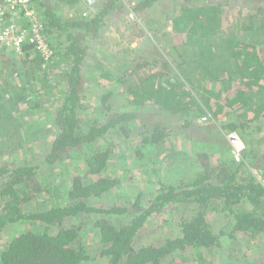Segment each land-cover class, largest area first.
Here are the masks:
<instances>
[{
	"label": "trees",
	"instance_id": "16d2710c",
	"mask_svg": "<svg viewBox=\"0 0 264 264\" xmlns=\"http://www.w3.org/2000/svg\"><path fill=\"white\" fill-rule=\"evenodd\" d=\"M32 1L44 11L53 56L46 62L34 45L25 43L16 59L21 61V71L13 69L12 73L40 92L59 68L57 78L65 90L48 123L52 138L45 144L49 149L44 156L37 163H0V264H169L171 257L186 256L189 264H210L209 253L226 248L235 251L238 239L255 244L261 252L259 264H264V183L248 165L260 158L264 162V0H251L256 11L245 14L248 17L241 15L230 27L224 23L228 0L136 2L132 16L143 22L159 1L172 4L168 35L179 46L168 55L152 46L135 59L133 69L118 76L104 74L108 86L97 108L98 117L86 113L83 70L106 19L126 9L123 0H104L96 15L77 19L60 18L46 1ZM57 40L61 45L54 47ZM14 61L6 59L1 73ZM132 80L134 85H130ZM111 84L124 88L123 95L134 107L149 104L169 117L179 116L183 132L193 127L216 131L219 136L214 143L222 148L226 145L219 141L221 132L237 133L248 148L243 161L238 163L223 153L215 161L212 147L190 152L178 149L170 118L143 122L140 131L137 112L114 108ZM5 108L1 105L0 157L10 159L9 146L20 150L25 134L11 128L23 123ZM205 116H210V125L199 120H206ZM119 133L124 143H133L134 157L172 165L168 170H145L147 176L157 177L156 184L145 179L153 188L148 195L141 189L130 192L122 177L111 173L112 152L119 147L100 143L115 140ZM72 159L78 160L85 173L75 175L59 195H52L54 184L43 177V168L53 169ZM115 192L119 202L100 203ZM51 195L59 202L39 205L48 196L54 201ZM177 207H184L187 215L178 221L176 234L158 233L141 241V233L153 219ZM213 213L231 220L228 231H216L210 218ZM86 231L91 232V245L86 244Z\"/></svg>",
	"mask_w": 264,
	"mask_h": 264
},
{
	"label": "rangeland",
	"instance_id": "374dc122",
	"mask_svg": "<svg viewBox=\"0 0 264 264\" xmlns=\"http://www.w3.org/2000/svg\"><path fill=\"white\" fill-rule=\"evenodd\" d=\"M44 1H46V4L50 5L58 17L63 19H77L83 17L82 15L86 12H88L89 17L96 15L102 8L104 0H95L96 3L93 9H89L82 0H79L75 5L58 3L56 0ZM138 1L139 0H123L126 9L120 12L117 11L106 19L107 25L101 33V37L96 39L91 45L90 55L85 62L83 70L87 78V98L84 105L87 107L86 113L91 117H98L99 113L97 108L100 107L103 95L107 90L108 81L103 78L104 74L118 76L133 69L137 62L135 59L137 58L139 60V56L152 46L158 47L167 55L169 52L174 53L175 47L179 46H176V39L174 36L168 35L171 22L168 23L169 19H167V15L169 13L168 10H171L169 8L172 7V4L159 1L152 10H149L151 17L146 16V21L143 22L139 17L133 18L132 16V9ZM227 2L228 5L224 8V23L227 27H230L241 15L246 16L245 14H252L256 11L255 4H253L251 0H228ZM33 5L37 11L40 12L42 19H44V11L39 7L38 2L33 1ZM133 19H135V21ZM60 45L61 41L57 40L53 46ZM19 57L20 54L16 48L0 50V109L1 105L3 108L5 106V109L13 112L12 115L15 120L19 119L20 122L23 123L20 127L13 125L11 128H14L16 133L19 132V130L21 132L23 131L25 134L23 140L25 141L21 144L20 150L15 146H9L10 148H8V151L11 154L13 153V158L11 157L9 159L8 156L5 159H1L0 157V163H10L9 161L13 160L17 162L27 160L32 163H37L38 160L44 156L49 149L45 144L49 143V140L52 138V134L50 133V128L52 126L48 123L51 121L53 109L59 104L61 94L65 90L64 84L59 82L57 78L60 75L59 68H56L54 70L55 72H52V75L49 77L50 83L44 85V90L37 92V89L31 88L28 85L25 86V79L19 76L20 74L12 73L13 69L21 71L19 67L21 61L16 60ZM6 59L15 61L14 64H10V69H8V71H3L4 73L2 74L1 70L2 67L5 66ZM12 74H14V77ZM134 80L136 81V76ZM130 85H134L133 80L130 82ZM109 87L114 88L115 97L111 103L116 110L134 111L140 115V124H138L140 131H143L141 127L143 122L149 124V122L157 119L159 120L161 117H164V119L170 118L171 127H173L177 133L175 140L173 138L172 140L176 141V147L178 149L190 152L194 150L210 149L212 147L215 161L218 160L222 153L234 159L232 146L227 139L228 134L231 132H221L223 138H221L222 140L219 139V141L226 145L222 148V145H216L214 143L215 139L217 140L219 136L216 131L207 127L202 130L193 127L195 129H189L190 132H183L179 130V119L182 121V118L179 116L169 117V113L163 114L158 108L149 104L145 107H134L135 104H130L126 96L123 95L122 90L124 88H116V86L114 87L113 85ZM19 97H23L25 100L19 101ZM38 103L39 106L36 107L35 105ZM205 117L206 120H202V117L199 118V120L206 125H210V116ZM195 122H198V119H196ZM13 123L16 124L18 122L14 121ZM123 141L124 138L119 133L115 140L100 143L101 145L106 144V147L114 143L119 147L118 150L112 152V160L110 162L111 173L120 175L126 185L125 188H131L130 192H138L139 189H141L145 190V194L148 195L153 191V188L145 179L149 178L153 184H156L157 177L155 175L152 177L147 176L145 170L151 169L150 172H152V169L156 170L157 168L168 170L172 165L168 161H161L159 165H155V163L151 161V158H136L133 154L132 145H130L133 143L128 144ZM134 145L136 146L137 144L134 143ZM247 149L246 146L240 162L243 161L244 153ZM77 159L67 161L53 169L43 168V177L46 178L51 185L54 184V186H52V195L57 196V193L59 195L61 192L60 190L67 187L75 175L85 173L83 166L78 164ZM248 165L257 178L264 183V162L262 159L253 160L252 163L248 162ZM122 193L126 195L128 192L122 190ZM52 195L51 198L54 199V201H51L50 196H48L39 201V205L52 206L58 203V199ZM119 200V194L115 192L106 197L103 201H100V203L103 205H105V203L112 204L119 202ZM186 215L187 210L184 207H177L167 211L164 215L156 217L150 222L145 231L141 233V241H147L151 239V236H157L158 233L169 235L176 234L179 231L178 221L182 216ZM210 218L217 232L222 229L228 231L231 227V220L224 214L213 213ZM85 233H87L85 234L87 236L86 244L91 245L93 243H91V241H93L92 235L90 234L91 232L86 231ZM235 247V251L226 248L224 250L219 249L209 253L207 257L210 264H242V262L246 264L245 259H247L248 262L253 261V264H259L261 262V252L257 249L255 244L247 243L246 241L241 242L240 239H238ZM189 260L190 258L188 256L183 259L171 257L169 259V264H189Z\"/></svg>",
	"mask_w": 264,
	"mask_h": 264
},
{
	"label": "built area",
	"instance_id": "2783aa9c",
	"mask_svg": "<svg viewBox=\"0 0 264 264\" xmlns=\"http://www.w3.org/2000/svg\"><path fill=\"white\" fill-rule=\"evenodd\" d=\"M82 1L89 9H93L96 3L95 0ZM84 15L87 16L88 12ZM29 42L44 61L51 60L53 50L50 49L42 16L33 1L0 0V50L16 48L20 54L22 46ZM227 139L235 161L240 162L246 149L244 141L235 132L229 133Z\"/></svg>",
	"mask_w": 264,
	"mask_h": 264
}]
</instances>
